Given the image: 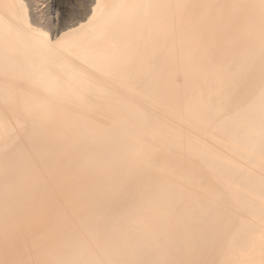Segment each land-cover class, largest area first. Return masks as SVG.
Returning <instances> with one entry per match:
<instances>
[{
	"label": "bare ground",
	"instance_id": "1",
	"mask_svg": "<svg viewBox=\"0 0 264 264\" xmlns=\"http://www.w3.org/2000/svg\"><path fill=\"white\" fill-rule=\"evenodd\" d=\"M94 1L0 0V264H264V0Z\"/></svg>",
	"mask_w": 264,
	"mask_h": 264
},
{
	"label": "rangeland",
	"instance_id": "2",
	"mask_svg": "<svg viewBox=\"0 0 264 264\" xmlns=\"http://www.w3.org/2000/svg\"><path fill=\"white\" fill-rule=\"evenodd\" d=\"M28 18L37 31L51 39L60 36L71 28L78 27L91 15L94 0H21ZM111 0H104L110 7Z\"/></svg>",
	"mask_w": 264,
	"mask_h": 264
}]
</instances>
